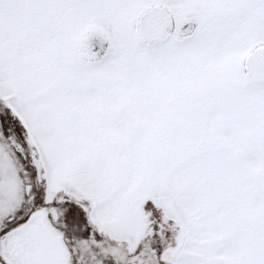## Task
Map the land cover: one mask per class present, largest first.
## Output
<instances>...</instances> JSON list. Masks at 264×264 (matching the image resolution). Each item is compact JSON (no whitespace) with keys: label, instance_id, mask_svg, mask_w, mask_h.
Segmentation results:
<instances>
[{"label":"snow or ice","instance_id":"snow-or-ice-1","mask_svg":"<svg viewBox=\"0 0 264 264\" xmlns=\"http://www.w3.org/2000/svg\"><path fill=\"white\" fill-rule=\"evenodd\" d=\"M0 264H264V0H0Z\"/></svg>","mask_w":264,"mask_h":264}]
</instances>
